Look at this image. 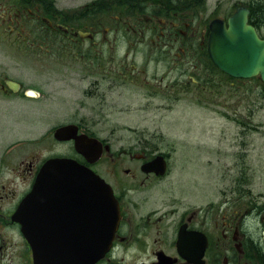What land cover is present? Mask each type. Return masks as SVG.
Instances as JSON below:
<instances>
[{
	"label": "flooded vegetation",
	"instance_id": "1",
	"mask_svg": "<svg viewBox=\"0 0 264 264\" xmlns=\"http://www.w3.org/2000/svg\"><path fill=\"white\" fill-rule=\"evenodd\" d=\"M57 1L16 0L14 16L23 18L27 8L28 22L36 24L28 35L60 36L67 45L60 53L74 51L77 64L49 68L60 84L55 91L59 96L42 84L39 76L47 72L35 75L38 79L29 85L34 90L30 94L22 69L0 64V264H41L48 258L38 246L49 248L50 255L64 253L57 256L60 261L83 259L90 221L97 219L90 215L86 192L60 182L58 189L55 185L51 191L34 193L32 214L24 210L41 166L58 156L73 158L98 173L110 184L118 204L110 246L91 264H264V201H259L264 192L253 191L257 165L243 157L252 144L226 162L229 155L223 152L218 157L211 133L206 139L180 136L175 127L161 128L178 122L172 110L187 93L196 96L194 105L214 103L219 81L230 88L251 83L261 87L264 95L259 74L233 77L216 66L208 50V39L220 35L222 27L230 36L243 38L252 32L264 40V0H85L75 10H63ZM8 27L9 38L27 37L23 27ZM175 48H181L183 56ZM52 49L39 46L38 52ZM131 52L144 54L147 62H128ZM171 53L198 72H182L180 61L169 62ZM192 54L203 57L192 62ZM150 67L157 71L146 76ZM78 84L79 94L71 96ZM74 100L79 104L73 119L68 103ZM134 101L142 105L135 108ZM132 109H145L143 117L152 127L127 126L129 137L117 134L111 117ZM44 114L58 122L43 131L24 123ZM70 124L76 125L77 134L101 143L96 161L78 153L73 139L55 138L58 127ZM247 130L240 129L244 136ZM201 134H206L205 129ZM242 141L238 137L235 144ZM89 143L90 149L99 146ZM176 150L207 152L210 159L204 165L209 167L213 188L217 160L223 161L219 166L225 174L219 178L232 188L228 196L225 192V199L218 202L213 190L209 194L215 196L202 201L180 192L177 175L175 180L180 170ZM190 157L184 155L183 165H190Z\"/></svg>",
	"mask_w": 264,
	"mask_h": 264
},
{
	"label": "rangeland",
	"instance_id": "2",
	"mask_svg": "<svg viewBox=\"0 0 264 264\" xmlns=\"http://www.w3.org/2000/svg\"><path fill=\"white\" fill-rule=\"evenodd\" d=\"M15 3L16 0H0V64H4L8 67L16 65L22 69L21 72H23V78L26 81L25 89L27 92L29 85H32V82L35 83V81H37L36 79H38V77L35 75L39 74L40 72L41 74L43 72H47L44 77L39 76L42 80V84L46 86V89L49 88V91L52 90L55 96H59L55 91H58L60 84L57 80H54L56 79V73L54 71H50L49 68H59L62 66L60 64H77L78 61L74 59V51L67 50L62 54L60 53V48L67 46L60 36L52 35L50 37L39 38L35 37L34 35H28L27 32L30 31V29H33L36 24L34 21L28 22L30 21L28 14L30 13L27 11V8H25V13L23 12V18L21 16H14ZM57 4L58 7H61L63 10H75L83 7L86 4V1L66 0L63 2L58 0ZM9 24L16 25L20 28L23 27L27 37L24 40L21 37L15 38L14 36H10L9 38L7 34ZM156 44L157 42L152 45V48H154ZM39 46L51 47L53 49L44 52H38ZM174 52H178L181 54V56H183L181 48L180 50L175 48ZM199 55L201 54H192L190 60L192 62H195L196 60L200 61L203 55ZM129 57L130 58L128 59V62H147L144 54H135L134 52H131ZM149 57L150 56L148 55L147 59H149ZM175 57L176 56L171 53L169 62L176 63L180 61V65H182V72L185 71L192 74L198 72V70L195 68L191 69L188 64L183 61V59H180V57L178 59ZM45 64H48L49 66H45ZM72 67H76V65H73ZM156 71V68L154 69V67H150L145 71V74L147 76L149 74L155 73ZM69 72H71V70ZM70 79H72V77L66 81L68 85H71ZM185 79H187V74L184 75V80ZM220 82L221 81H219V84H217V86L214 88L213 93L216 94V100L214 103H206L204 105L205 107L201 106L203 102L194 105L192 101H195L196 96H191L189 93H187L191 97L189 98L187 94H185L186 96H184L182 100L174 104V108L172 110L174 118L178 117V122L174 123L173 126L161 124V128L168 129L175 127L174 130H176V128L177 130H180V136H199L206 137V139L208 134L211 133V137L215 138L218 157L222 158L223 156H219V153L221 154L223 152L229 155L228 157L225 156L226 162L235 158V154H240L242 152L241 148L244 150L247 147L246 144H252V146L249 144L251 148H249V151L243 157L250 164L257 165L255 166L257 175L256 181L253 184V191L264 192L263 92L261 87H254V85L251 83L242 84L241 86L240 84L239 86L233 84L232 88H230L229 84H227L226 87L224 82L221 84ZM228 87L229 90L226 89ZM68 90L69 88H66V94H69ZM79 90L80 84L74 87L73 92L70 93L71 96H77L79 94ZM68 96L70 97V95ZM208 97L209 95L207 98ZM74 101H72L71 104L68 103L69 107H73V119L76 115L75 107L77 104H79L78 100ZM131 104L134 105L135 108L137 105H142L138 103V101L131 102ZM129 111L131 112H129L130 114L126 113L111 117L113 123L119 129L117 134L129 137L130 133L126 129L127 126L137 127L138 129L144 128L145 126L152 127V124L149 123V119L143 117V112L146 111L145 109L142 111H134V109ZM44 115L45 116H41L39 119L37 118L32 121L25 120L24 123L30 124L29 126H37L38 128L40 127L43 131L44 128H48L52 126V124L58 122V119L55 120L53 117L50 118L47 117L46 114ZM25 118L30 119L31 117ZM242 128L250 129L247 130V136H244L243 133H241L240 129ZM202 129H205L206 134H201ZM254 130H256V132L260 133L261 135L255 134ZM212 132H214V135H212ZM238 137H240V140H243L240 145L235 144L238 141ZM174 154L176 158H180V161L177 162L178 165L180 164V170L176 172L175 180L177 175L176 182H178L180 186V192L185 193V196H189L191 199L199 198L202 201H207L209 199L208 197L215 196V194H209V192L212 191V193H214V191H216V199L218 202L225 199L222 198L225 192L228 196L227 191L232 188H230V186L228 187V181L225 182L219 178L221 175L225 174L223 171L225 170L224 167L219 166L223 163V161L217 160V180L216 186L213 188L208 182L209 167L204 165V163L210 159L206 151L204 152L203 150H195L189 152L185 150L180 153V150H176L174 151ZM185 154L191 156V162L189 163V166L183 165L182 161ZM184 160L188 161L189 159L184 158ZM258 165H263V167ZM226 180H228V178H226ZM205 190L207 192H205ZM259 201H264V199L259 198Z\"/></svg>",
	"mask_w": 264,
	"mask_h": 264
},
{
	"label": "water",
	"instance_id": "3",
	"mask_svg": "<svg viewBox=\"0 0 264 264\" xmlns=\"http://www.w3.org/2000/svg\"><path fill=\"white\" fill-rule=\"evenodd\" d=\"M227 31L222 27L220 35L209 38V52L214 63L231 75L249 77L260 73L261 78L264 80V40L259 39L252 32L248 37L241 38L235 34L230 36ZM55 136L57 139L72 137L75 140L76 149L83 151L80 148L82 138L80 135L75 134V129L73 130L71 125L58 128L55 131ZM97 153L99 155V151ZM79 167L81 166L71 159L52 158L47 160L40 169L34 186L27 196V201L33 203L34 193L42 189L50 191L53 185L51 176L69 174L73 176L72 182L79 185L78 190L80 191L82 190L81 178H83L85 185L83 190L88 192L89 201L97 202L94 205L97 206L94 212L98 215V219L95 225L90 226L88 229V242H84V245H82L84 250L83 259L68 262L60 261L57 256L65 255L64 253H56L52 257L53 255L48 252L49 248L38 246L40 252L48 258L47 261L40 260L41 264H90L102 255L112 239L117 225L118 211L113 200L111 187L92 170ZM32 212L33 210L27 211L29 214H32ZM30 235L33 239V234L30 233ZM73 254L75 253L73 252Z\"/></svg>",
	"mask_w": 264,
	"mask_h": 264
}]
</instances>
